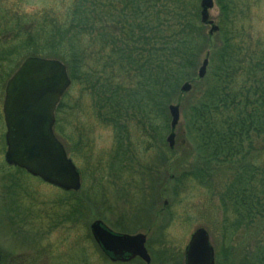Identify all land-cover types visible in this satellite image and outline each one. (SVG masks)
I'll list each match as a JSON object with an SVG mask.
<instances>
[{
    "label": "rangeland",
    "instance_id": "obj_1",
    "mask_svg": "<svg viewBox=\"0 0 264 264\" xmlns=\"http://www.w3.org/2000/svg\"><path fill=\"white\" fill-rule=\"evenodd\" d=\"M134 1L136 3L137 0ZM213 1L210 18L215 25L220 26L221 12L217 0ZM229 1L235 9L234 27L245 47L250 41L264 46V0ZM75 2L0 0V10H4L0 17L6 18L0 19V50L6 40L15 39L18 35V39L24 41V45L20 44L15 50L17 53L11 65L7 64L13 70L12 73L28 57L42 58V54H48H39L34 39L39 38L37 31L42 34L41 39L57 40L62 35L69 39L71 27L69 24L66 28L64 26L69 21L70 9ZM132 2L95 0L97 10L90 15V19L97 21L96 33L104 37L121 36L119 28L123 24L127 28L131 16L124 9L127 10ZM136 5L144 8L143 1ZM7 17L12 22L7 21ZM19 23L23 24L22 29L4 35ZM203 33L207 35L208 28L204 27ZM72 34H75L73 30ZM28 37L32 38L35 45L25 44ZM79 38H83L81 52L83 50L88 55L90 48L86 45L89 37L84 33ZM26 45L29 46L25 48ZM55 45L53 47L50 44L54 48L51 52L63 49ZM215 45L218 46V37L212 40V46ZM78 46L79 43L74 44L76 49ZM259 47L253 45L254 50ZM65 53H68L67 48ZM48 58H52L51 55ZM89 61L88 58L87 64ZM5 85L0 86V264H145L139 259L113 263L104 256L91 237L90 226L95 221L102 222L117 234L145 235L150 264H183L184 249L190 236L199 228L206 230L209 235L215 262L223 249L228 254L232 249L233 257L234 253L239 256L248 252L257 253L260 248H264L262 216L251 218L252 223L248 228L239 226V230L223 242L226 226L219 194L232 177L228 178L223 173L213 175L210 192L199 187L195 181L186 185L179 182L183 174L193 173L194 166H197V153L185 138L188 130L184 127L186 122L179 100L171 104L179 107L180 121L175 131L174 147L169 150L166 139L170 130L163 137V144L156 140L151 143V132L145 129L143 121L140 122L141 127H136L137 120L128 129L126 118L123 122L115 120L118 124L106 121L107 118L97 119L88 95L81 93L79 84L73 89L71 86L60 117L63 121V136L65 133L69 142L66 152L81 177L80 192L72 200L62 191L6 165V129L2 115ZM196 95L194 92L185 94L182 96L183 103L188 104L192 97L191 103ZM119 125H126L127 129L119 130ZM167 150L173 155L165 161L161 155ZM248 152L250 158L255 159L254 167H262L264 143L255 141ZM160 157L162 162L159 161ZM151 171L154 178L150 177ZM150 179L153 186L149 190ZM259 181V176L255 177L254 186ZM72 203L79 212L77 217L71 215ZM231 217L229 214L226 216L228 226L236 222ZM15 233L16 236L13 235ZM32 243L38 253L34 257L35 261H32Z\"/></svg>",
    "mask_w": 264,
    "mask_h": 264
},
{
    "label": "trees",
    "instance_id": "obj_2",
    "mask_svg": "<svg viewBox=\"0 0 264 264\" xmlns=\"http://www.w3.org/2000/svg\"><path fill=\"white\" fill-rule=\"evenodd\" d=\"M142 1L144 8L136 5ZM94 2L76 0L72 5L69 21L64 26L69 24L75 32L72 36L70 30L69 39L65 35L57 40L41 39L43 36L37 31L39 38L34 39L39 54L48 53L42 54V58L54 59L66 66L72 89L79 84L81 93L88 95L93 103L97 119L107 118L106 121L118 124L115 120L123 122L126 118L127 128L137 120L136 127H141L143 121L145 129L151 132V143L156 140L163 144V137L169 130L167 108L179 100L186 122L184 127L188 130L185 138L197 153L194 172L183 174L179 182L186 185L195 181L210 192L213 175L223 173L232 177L219 194L226 226L223 242L229 240L239 226L248 228L251 218L264 217V161L262 167H254L255 159H251L248 152L255 141L264 143V46L250 41L245 47L234 27L232 3L217 0L222 22H219L218 33L209 37L204 35V27L200 24L198 0H137L136 3L133 0L127 10L124 9L131 16L127 28L125 24L120 26L121 36L104 37L96 33L97 21L90 19L97 10ZM3 12L2 8L0 13ZM8 20L12 22L7 17ZM22 25L19 23L4 35L19 31ZM84 33L89 37L88 55L81 52L83 38L79 37ZM18 36L1 46L0 86L13 74L7 64L11 65L15 50L24 42ZM215 37H218V46H212ZM78 43L76 49L74 44ZM25 44L35 45V42L28 37ZM50 44L63 49L51 52L54 48ZM253 45L261 48L254 50ZM207 52V74L199 81L197 69ZM49 55L52 58H48ZM186 82L193 85L190 93H197L191 103L192 97L189 98L188 104L183 103L184 95L179 91ZM67 96L68 93L57 107L54 125V133L65 149L69 142L65 133L63 136L60 115ZM125 126L119 125V130ZM172 153L167 150L161 157L168 161ZM152 172L150 177L154 178ZM257 176L260 181L254 186ZM152 186L151 180L149 190ZM66 195L73 200L78 193ZM77 213L75 204L71 205L72 217H77ZM228 214L236 221L234 225L228 226ZM217 257L216 264H264V248L257 253L239 256L234 253L233 257L232 249L230 254L223 249Z\"/></svg>",
    "mask_w": 264,
    "mask_h": 264
},
{
    "label": "water",
    "instance_id": "obj_3",
    "mask_svg": "<svg viewBox=\"0 0 264 264\" xmlns=\"http://www.w3.org/2000/svg\"><path fill=\"white\" fill-rule=\"evenodd\" d=\"M213 8V0H200V24L209 27V37L219 31L210 18ZM208 64L207 53L197 71L198 80L206 76ZM70 85L66 67L57 60L29 57L21 63L4 90V161L50 186L76 193L81 188L80 175L53 133L56 108ZM190 90L191 84L185 83L180 93L187 94ZM168 112L170 134L166 143L172 150L180 121L179 107L171 105ZM90 233L101 253L111 262L127 263L139 259L150 264L145 235L117 234L100 221L91 224ZM183 263L215 264L214 250L206 230L199 228L190 236Z\"/></svg>",
    "mask_w": 264,
    "mask_h": 264
},
{
    "label": "flooded vegetation",
    "instance_id": "obj_4",
    "mask_svg": "<svg viewBox=\"0 0 264 264\" xmlns=\"http://www.w3.org/2000/svg\"><path fill=\"white\" fill-rule=\"evenodd\" d=\"M16 233H17V231H16ZM16 233L15 234H13L14 236H16ZM21 241H23V240H21ZM26 241V240H25ZM1 248V247H0ZM21 250H22V248H21ZM31 252L34 254L33 255V260L32 261H35V259H34V257H37L38 256V253H37V250H36V247H35V245H34V243H32V246H31ZM2 262V259H1V257H0V263Z\"/></svg>",
    "mask_w": 264,
    "mask_h": 264
}]
</instances>
